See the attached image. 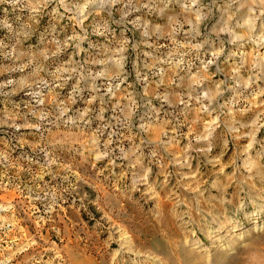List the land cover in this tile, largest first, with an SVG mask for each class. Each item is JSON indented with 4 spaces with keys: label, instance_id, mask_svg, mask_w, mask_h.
Masks as SVG:
<instances>
[{
    "label": "rangeland",
    "instance_id": "rangeland-1",
    "mask_svg": "<svg viewBox=\"0 0 264 264\" xmlns=\"http://www.w3.org/2000/svg\"><path fill=\"white\" fill-rule=\"evenodd\" d=\"M0 264H264V0H0Z\"/></svg>",
    "mask_w": 264,
    "mask_h": 264
}]
</instances>
